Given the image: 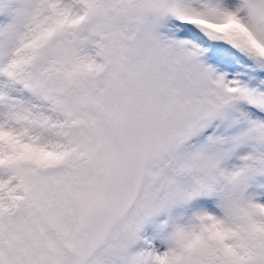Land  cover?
Segmentation results:
<instances>
[{"label":"snow or ice","instance_id":"obj_1","mask_svg":"<svg viewBox=\"0 0 264 264\" xmlns=\"http://www.w3.org/2000/svg\"><path fill=\"white\" fill-rule=\"evenodd\" d=\"M0 264H264V0H0Z\"/></svg>","mask_w":264,"mask_h":264}]
</instances>
